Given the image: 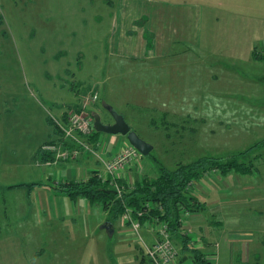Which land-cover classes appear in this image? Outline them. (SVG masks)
<instances>
[{
  "label": "rangeland",
  "instance_id": "rangeland-1",
  "mask_svg": "<svg viewBox=\"0 0 264 264\" xmlns=\"http://www.w3.org/2000/svg\"><path fill=\"white\" fill-rule=\"evenodd\" d=\"M119 24L129 32L123 40L114 36ZM255 51H264V0H0V207L15 193L18 199L23 194L21 187L10 192L5 185L38 181L47 165L62 169L51 184L68 180L63 176L70 166L63 163L77 159L59 160L56 149L44 147L63 142L56 120H61L58 106L67 102L74 103L64 108L63 120L80 109L78 114L93 126L96 113L112 123L111 106L154 146L125 169L136 168L129 178L125 170L116 178L107 175L94 153L81 148L80 157L91 159L89 170H97L104 181L110 178L118 195L145 176H157V160L174 169L203 156L227 158L262 141L264 62L253 58ZM170 64L172 69L167 66L160 73ZM161 89L163 99H172L155 100ZM91 93L98 97L91 99ZM87 140L94 147L100 141H113L112 147L129 142L126 136L103 132ZM261 144L239 157L254 168L236 191L243 195V224H264ZM224 181L235 191L231 176ZM245 184L260 196L257 203L244 197ZM129 210L132 220L141 223ZM125 212L115 222L116 231H123L112 234L103 228L106 218L98 212L66 218L61 225L66 244L57 250L70 260L82 259L67 264H119L116 240L122 238L131 241L128 249L138 260L155 264L142 248L143 242H155L149 243L140 227L141 240L131 220L124 219ZM181 218L183 224L185 213ZM159 219L141 226L168 225ZM8 230L0 231V256H15L12 264H29L15 260L31 254L34 244L26 246L19 229ZM262 240L259 258L264 256ZM176 251L172 264L191 262L190 253L178 246ZM0 264L11 263L5 259Z\"/></svg>",
  "mask_w": 264,
  "mask_h": 264
},
{
  "label": "crops",
  "instance_id": "crops-1",
  "mask_svg": "<svg viewBox=\"0 0 264 264\" xmlns=\"http://www.w3.org/2000/svg\"><path fill=\"white\" fill-rule=\"evenodd\" d=\"M115 32L117 33L114 36L120 40L125 39L127 34H129L120 24L115 29ZM165 44H168V42L166 41ZM155 47L156 46H154V50L156 51ZM165 48H163V50H165ZM162 53H164V51L161 49L160 54ZM133 55H136V53ZM167 66H169V70L172 69V64L164 65L160 68V73L162 70L167 69ZM174 66L176 67V65ZM160 76L165 75L160 74ZM160 96V98L157 97L158 99L155 98V100L167 102L169 100L165 99H172V96H167V98L163 99L165 96L162 95V89ZM73 103L67 102L58 106L60 109L59 117L61 119L64 118V108ZM44 143L45 142H43L41 146ZM90 161L91 159L86 157H79L76 161L63 163L70 166L67 167L63 178H68V180L84 179L88 176L87 172L90 171ZM45 167L47 169H45L44 174L39 177V180L30 182L36 183L35 185H5V188L10 192L13 191V187H21L23 194H21V198L18 199V193H15V198L13 200L10 197L8 204L5 203L0 207V231H5L6 228H9L8 231L19 229L23 234L24 244L26 246L34 244L35 249L33 252H31V254H21V256L15 260L16 262H26L29 264H67L69 261L77 263L82 259L71 257L70 260L67 254L59 253V250H57L61 245L66 244L62 236L63 226H61L64 220L66 218L76 220L77 217L82 215L87 218L98 212L99 215H103L106 218V222H109L110 213L108 210H104L103 206L99 209L101 204L91 203L85 197H78L74 200L53 188L51 185L56 184L58 181L55 179L54 183L51 184L52 179H54V176H57V170L62 171V169L59 168L58 165H47ZM134 170L136 171L135 167H132L130 170H125L123 175L129 178L130 174H134ZM213 172L214 171L211 170L202 175L199 181H193L191 185L192 190L200 201L204 203V209L185 212L184 223L181 226L180 232L188 236L192 247L199 249L203 253V257L207 264H264V256L259 258L262 250L261 245H263L261 241L264 239V224L242 223L241 210L243 195L242 192H236L243 187V185L240 186V183L245 181L244 177L253 174H242L234 171L222 174L217 171V175L215 174V176H213L215 173ZM137 175L140 176L138 171ZM227 175L232 177L235 191H232L231 185L224 181ZM155 176L156 175L152 174V177ZM205 181L208 183H205ZM198 185L201 188L198 189ZM245 185L247 190L244 197H250L252 203H257L258 200L255 198L260 196H256L257 192L248 190L249 186L247 184ZM248 191L250 192L248 193ZM249 200L246 201V203H249ZM116 228L118 229L114 224L113 232L107 231L112 234L116 231ZM141 229L143 237L146 238L149 243L155 242L157 232L152 227V223H147L144 226L142 225ZM117 231L122 232L123 229ZM117 231L115 233H119ZM3 241L4 240H2V242ZM130 242L131 241L122 238L116 240V245L120 248L118 251L119 264H145L146 262L140 261L141 258L138 260L137 254L130 253L128 249ZM10 243H15V241H10ZM48 248L49 250H47ZM123 248L126 250L124 251ZM13 258H15V256L9 259L8 257L0 256L1 262L6 259L11 264ZM107 261L108 260L105 261V264ZM188 263L189 262L181 264ZM189 264H194V262L191 260Z\"/></svg>",
  "mask_w": 264,
  "mask_h": 264
},
{
  "label": "trees",
  "instance_id": "trees-1",
  "mask_svg": "<svg viewBox=\"0 0 264 264\" xmlns=\"http://www.w3.org/2000/svg\"><path fill=\"white\" fill-rule=\"evenodd\" d=\"M253 58L264 62V51H255ZM56 128V132L62 135L57 125ZM98 133L101 132L95 131L94 134ZM261 143L264 145V139L227 158L216 155L203 156L189 163L180 164L174 169L168 168L157 160L158 175L154 178L145 176L141 181H136L134 187H129V190L122 195H118L111 187V179L104 181L97 170H91L86 179H70L51 186L71 199L85 197L91 203L103 205V208L111 214L108 221L113 225L127 209H132V216L139 219L141 223L158 217L168 223L175 246L178 245L183 253H190L194 264H207L203 253L192 247L188 236L180 232L181 214L204 209V203L194 193L190 182L199 181L202 175L211 170H217L222 174L230 171L253 174L254 168L240 161L239 157L262 145ZM42 146L39 153L42 151ZM35 184L19 185L32 186ZM142 248L144 250V247Z\"/></svg>",
  "mask_w": 264,
  "mask_h": 264
},
{
  "label": "built area",
  "instance_id": "built-area-1",
  "mask_svg": "<svg viewBox=\"0 0 264 264\" xmlns=\"http://www.w3.org/2000/svg\"><path fill=\"white\" fill-rule=\"evenodd\" d=\"M89 97L96 99L98 94L91 93ZM78 113H80V109L68 113L67 120H56V125L62 133L64 144H62L63 142H55L49 146L44 145V147L56 149L58 157H61L59 160H66L70 156L73 159L79 158L81 148H85L94 153L97 161L103 165L105 173L115 178L119 171L127 169L133 161L136 162L139 160L141 153L129 142H122L119 147H112L111 143L113 141L97 142V147L90 144L87 138L93 135V122L84 119ZM115 183H117L116 179ZM190 184H193V182H190ZM127 210L124 219L131 220L134 232L143 240L139 234L141 223L132 220L130 210ZM153 228H156L155 231L158 234V239L151 245L144 244L143 242L145 253L155 264H172L176 258L177 251L168 225L164 222H159Z\"/></svg>",
  "mask_w": 264,
  "mask_h": 264
},
{
  "label": "water",
  "instance_id": "water-1",
  "mask_svg": "<svg viewBox=\"0 0 264 264\" xmlns=\"http://www.w3.org/2000/svg\"><path fill=\"white\" fill-rule=\"evenodd\" d=\"M108 110L113 117L112 123H105L102 121L101 116L96 113L94 115V128L97 132H103L107 134H120L126 136L129 143L133 145L142 155H148L154 149V146L141 138L138 133L131 128V126L126 122L123 115L117 113L108 106ZM103 227L110 232H113V224L107 222Z\"/></svg>",
  "mask_w": 264,
  "mask_h": 264
},
{
  "label": "bare ground",
  "instance_id": "bare-ground-1",
  "mask_svg": "<svg viewBox=\"0 0 264 264\" xmlns=\"http://www.w3.org/2000/svg\"><path fill=\"white\" fill-rule=\"evenodd\" d=\"M102 133V132H101ZM105 134H107V133H105ZM113 135V134H112ZM80 156H82V155H80Z\"/></svg>",
  "mask_w": 264,
  "mask_h": 264
}]
</instances>
